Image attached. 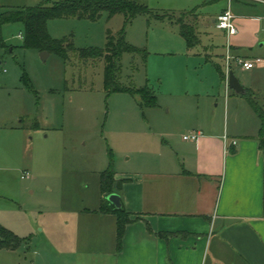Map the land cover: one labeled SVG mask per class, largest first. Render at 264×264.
<instances>
[{"label": "rangeland", "instance_id": "374dc122", "mask_svg": "<svg viewBox=\"0 0 264 264\" xmlns=\"http://www.w3.org/2000/svg\"><path fill=\"white\" fill-rule=\"evenodd\" d=\"M62 1L0 0V15ZM131 1L150 13L137 15L125 30L126 42L143 54L122 55L120 82L126 88L149 87L157 108H142L128 91L108 94L105 60L80 56L83 49L104 50L108 31L118 38L124 14L50 20L51 37L71 39L75 50L66 58L49 51L46 61L43 52L26 46L22 23L1 28L0 228L22 242L16 250L0 246V264H40L41 256L53 255L56 239L72 236L66 232L72 218L63 210L66 181L81 195L86 175L111 167L119 179L150 171V160L167 154L165 142L174 135L198 128L232 130L238 124L236 95L230 90L227 96L221 75L227 39L214 23L228 1ZM250 3L234 1L231 9L263 17L264 7ZM179 18L196 26L199 44L188 46ZM235 74L247 83L240 71Z\"/></svg>", "mask_w": 264, "mask_h": 264}, {"label": "crops", "instance_id": "0c3cea01", "mask_svg": "<svg viewBox=\"0 0 264 264\" xmlns=\"http://www.w3.org/2000/svg\"><path fill=\"white\" fill-rule=\"evenodd\" d=\"M234 1L264 7V0H233L232 4ZM227 8L221 9L215 24ZM233 13L238 32L230 39V53L263 60L250 71L234 68V74L238 70L247 77L242 84L235 74L244 94L229 85L226 90L227 96L230 90L236 95L237 126L185 133L197 131L198 141L174 135L165 142L167 154L150 160V171L123 179L115 176L124 209L132 218H139L128 225L121 251L117 248V215L100 211L104 199L101 173L86 175L89 182L81 186V195L66 181L63 210L72 218L67 224L70 231H66L72 236L56 239L53 255L41 256L40 264H264L261 122L246 97L252 92L264 108V13L263 17L243 9ZM189 25L196 32V26ZM220 31L228 44L227 33ZM158 233L172 236L165 239Z\"/></svg>", "mask_w": 264, "mask_h": 264}, {"label": "trees", "instance_id": "16d2710c", "mask_svg": "<svg viewBox=\"0 0 264 264\" xmlns=\"http://www.w3.org/2000/svg\"><path fill=\"white\" fill-rule=\"evenodd\" d=\"M147 6L131 0H65L56 3H44L35 7H29L22 10H10L0 15L1 28L8 23L20 22L25 27V44L27 47L38 49L41 52L54 51L58 55L65 57L68 51H74L75 47L71 39L55 40L48 32V23L54 19L79 18L98 20L103 12H107L110 17L117 14H124L126 21L121 34L116 38L111 31L107 33L106 48H89L80 51L82 59L103 58L105 60V89L108 94L131 92L138 100L142 108H157L158 99L149 87L143 89L126 88L120 82L121 76V57L124 53H142L143 52L131 45L125 40V30L132 20L140 14H149ZM158 18H162L158 16ZM180 33L184 37L190 48L198 44L199 38L194 27L185 23L182 18L178 19ZM146 59V57H145ZM223 81L226 79L225 73L221 72ZM246 97L257 114L260 122V148L264 154V108L260 106L253 93L248 91ZM101 188L104 196L101 206L102 213H113L118 217L117 228V248L121 251L124 244V238L128 225L138 220L132 218L125 210L117 211L111 206L106 196L116 193V173L113 168L103 171L101 174ZM162 238H169L172 234L158 233ZM187 235H183V237ZM22 240L10 230L0 228V246L16 250L21 245Z\"/></svg>", "mask_w": 264, "mask_h": 264}, {"label": "built area", "instance_id": "2783aa9c", "mask_svg": "<svg viewBox=\"0 0 264 264\" xmlns=\"http://www.w3.org/2000/svg\"><path fill=\"white\" fill-rule=\"evenodd\" d=\"M233 0H228L229 5L228 8L218 17L217 19V27L220 30H224L227 33L228 36V44H227V53L225 56V76L228 86L229 81V75L231 72H233V68H241L246 71H250L255 68L257 64H260L263 62L262 59L258 58L255 60H247L240 57H234L230 53V39L232 36L236 35L238 30L235 25V15L232 12L231 5ZM200 137V134H188L184 136V140L186 141H198ZM236 144V142H234ZM30 174H26L25 178H30Z\"/></svg>", "mask_w": 264, "mask_h": 264}, {"label": "water", "instance_id": "95a60500", "mask_svg": "<svg viewBox=\"0 0 264 264\" xmlns=\"http://www.w3.org/2000/svg\"><path fill=\"white\" fill-rule=\"evenodd\" d=\"M49 57L48 52H43L41 55V58L43 61H46ZM2 65V62L0 61V66ZM229 88L233 91H235L238 94H244L246 92L245 88L240 83L239 79L235 76L233 72L229 75V81H228ZM107 202L114 207L115 210L121 211L124 209L122 198L117 193H112L106 196Z\"/></svg>", "mask_w": 264, "mask_h": 264}]
</instances>
